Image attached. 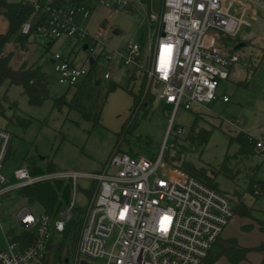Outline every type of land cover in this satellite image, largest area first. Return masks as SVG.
Masks as SVG:
<instances>
[{"label": "rangeland", "instance_id": "rangeland-1", "mask_svg": "<svg viewBox=\"0 0 264 264\" xmlns=\"http://www.w3.org/2000/svg\"><path fill=\"white\" fill-rule=\"evenodd\" d=\"M5 1L45 6L50 0ZM128 1L129 5L124 7L116 0H87L80 7L90 13L89 18L83 19L81 12L75 18L76 25L87 33V39L53 38L44 33L31 38L27 53L17 52L14 56L15 68L26 62L46 75L51 98L65 96L68 100L75 88L59 83V72L51 61L59 54L69 57L74 67L89 71L92 58L106 99L101 124L94 125L76 112L53 109L51 101L39 107L31 106L19 87L0 85V127L7 128L13 135L11 155L4 170L8 180L6 186L16 183L13 175L20 167H26L30 173L35 169L44 174L51 169L98 173L105 169L116 149L154 160L168 143L169 146L175 144L171 154L182 152L187 162L215 173L217 188L232 199L235 193L247 188L251 172L256 180L264 181V154L258 152L251 160H246L247 172L244 168L232 175L224 170L227 159L229 167L235 170L240 144L232 141L234 136L240 132L247 137L264 136V0H223L226 9L232 3L230 12L248 24L235 35L240 44L246 42L237 49L241 61L232 68L230 79L220 83L217 92L220 97L228 96L230 102L224 103L221 99L209 105L191 102L175 115L172 106L158 99L148 109L143 107L134 112V94H139L143 86L140 79L131 77L134 67L124 64V50L131 43L137 44L139 63L149 66L150 47L157 27L150 14H161L163 0ZM66 2V7L71 6V0ZM113 7L118 10L114 11ZM7 29L8 23L0 15V33ZM107 54L113 57L110 61ZM106 73L110 74L109 79L104 78ZM111 85L117 88L108 92ZM95 188L94 181L79 179L78 188L75 192L72 190L71 195V200L74 197L76 201L73 217L64 233H52L55 249L49 252L50 259L43 264H73L75 252L68 250L71 238L67 235L75 222L83 218L82 211L88 207L90 192L94 193ZM20 190L12 188L0 193V247L4 249L10 242L7 236H22L16 222L22 209L28 208L36 217L46 214L39 203L31 202ZM244 201L253 206L252 217L236 215L232 218L222 235L224 239H235L237 250L231 256L224 254L216 264H264V232L259 230L257 223L264 222V194L254 200L246 194ZM66 210L67 205L63 204L59 213ZM65 258L69 259L68 263L64 262Z\"/></svg>", "mask_w": 264, "mask_h": 264}, {"label": "built area", "instance_id": "built-area-1", "mask_svg": "<svg viewBox=\"0 0 264 264\" xmlns=\"http://www.w3.org/2000/svg\"><path fill=\"white\" fill-rule=\"evenodd\" d=\"M116 3L129 5L128 0ZM80 6H55L47 11L35 4V17L24 24L22 32L29 34L36 27L40 35L83 41L88 35L76 25L75 18L81 12L87 19L90 13ZM232 8L230 3L226 9L223 0H163L161 14L150 15L157 27L149 66L139 63L137 44L131 43L124 50V64L134 67L132 74L147 78L148 87L158 100L173 107L174 115L191 102L209 105L219 99L229 101L226 95L218 96V88L230 79V70L241 57L224 51L222 38L235 37L248 25L230 12ZM106 58L110 61L113 57L107 54ZM53 61L59 83L69 88H76L88 74L83 67H74L69 57L56 54ZM104 77L109 79L110 74ZM12 139V133L0 127V193L55 179L71 180L75 192L79 179L95 182L73 264H209L211 250L235 216L233 202L225 193L164 160L166 145L154 160L116 149L98 173L35 176L20 167L14 171L16 183L6 186L4 170ZM249 140L264 151V136ZM75 208L73 197L67 210L57 217H36L28 208L22 209L16 218L22 236H7L10 242L6 249L0 247V264H43L52 233L66 231Z\"/></svg>", "mask_w": 264, "mask_h": 264}, {"label": "trees", "instance_id": "trees-1", "mask_svg": "<svg viewBox=\"0 0 264 264\" xmlns=\"http://www.w3.org/2000/svg\"><path fill=\"white\" fill-rule=\"evenodd\" d=\"M86 2L87 0H71L70 4L75 6L76 4L81 5ZM66 5H68L66 0H55L48 3V5H45L44 9L50 11L51 7H66ZM0 15L3 16L8 23L7 31L5 33H0V85L6 84L8 87H19L23 91V94L27 97L31 106L39 107L44 105L47 101H51L53 109L62 111L65 108L69 112L78 113L83 120L91 124H101L102 108L106 96L102 91V80L95 67V61L92 64L91 70L88 71L85 79L82 80V82L75 88L74 93L69 100L66 99L65 96L53 99L50 96L48 79L39 68L32 65L28 66L26 62L22 63L18 68H15L12 63L17 52L27 53L29 51L27 46L28 44L30 45L32 37L40 36L36 27L32 28L29 34H24L22 32L24 24L35 17L34 5L30 2L24 4L23 2H7L5 0H0ZM44 17L45 15H42L40 19L41 22L44 21ZM240 42L241 41L236 37H223L222 48L231 55L237 53L236 47L240 44ZM231 71L232 68L230 73ZM131 77L132 79H140L143 86L139 94H134V112L143 107L148 109L154 100L157 99L154 90L150 86L148 87V80L146 77H142V75L136 73L131 74ZM116 88V85H111L107 88V91L110 92ZM198 117H200V114H198ZM130 126L127 127V131L130 130ZM207 135L208 133L204 136V141ZM233 140H236L240 144V151L235 156V170H232L230 168L231 166L229 167L230 160L228 159L224 163V170L225 172L235 175L233 172L236 170L241 171L245 168V171L247 172L245 165L247 162L246 160H251L257 152L264 154V151L259 150L255 141H250L249 137L245 136L243 132L234 136L232 141ZM174 146L175 144H172L171 146H169V143L166 144V148L164 150V160L167 163L186 171L206 185L220 191L215 183V176L213 175L215 173L206 168H197L192 163L187 162L182 152L177 151L175 155L171 154V150ZM11 151L12 143L9 149L7 161L11 155ZM52 170L53 169H51L49 173L55 172ZM31 174L38 176L43 175L44 172L42 170L35 169ZM249 176V182L244 191L235 193V197L233 199L226 194L233 202L235 216L238 215L245 218L252 217L251 215L254 211L253 206L244 201V197L246 194H249L254 200L264 194V181L256 180L255 175L252 172ZM72 190L73 184L71 180L55 179L42 181L34 185L24 187L20 191L21 194L31 202L39 203L44 208L46 214L57 217L61 206L63 204L68 205L70 203ZM92 191L90 192V198L93 195ZM82 213L84 217L85 210H83ZM82 222L83 218L80 221L75 222L74 227L67 235L71 238V245L70 248H68L70 251H76V247L80 239ZM257 223L259 230L264 232V222L258 221ZM29 237H31L29 239L32 240V235H29ZM62 248L64 249V247ZM236 248L237 241L235 239L217 242L209 254L208 263L216 264V261L224 254L228 256H231L232 253L235 254L237 250ZM54 249L55 244L52 237L48 253L44 261H48L50 259L49 252ZM241 257H243V255ZM67 261L68 258H65L64 262Z\"/></svg>", "mask_w": 264, "mask_h": 264}, {"label": "water", "instance_id": "water-1", "mask_svg": "<svg viewBox=\"0 0 264 264\" xmlns=\"http://www.w3.org/2000/svg\"><path fill=\"white\" fill-rule=\"evenodd\" d=\"M243 46H245V43H241V44H239L237 47H236V49H239V48H241V47H243ZM85 49H87V46H85ZM51 63L52 64H54V61L52 60L51 61ZM90 63H91V65L94 63V59H90ZM99 83H100V81H99Z\"/></svg>", "mask_w": 264, "mask_h": 264}, {"label": "crops", "instance_id": "crops-1", "mask_svg": "<svg viewBox=\"0 0 264 264\" xmlns=\"http://www.w3.org/2000/svg\"><path fill=\"white\" fill-rule=\"evenodd\" d=\"M146 2H147V1H146ZM150 15H152V14H150ZM83 19H85V18L83 17ZM239 40H240V39H239ZM244 43H246V42H244ZM249 44H251V43H249ZM246 45H247V44H246ZM235 66H236V65H235ZM235 66H234V67H235ZM234 67H233V68H234ZM222 102H223V101H222ZM228 102H230V100H229ZM228 102H224V103H228ZM226 240H228V239H224V238H223V235H222L218 242H222V241H226Z\"/></svg>", "mask_w": 264, "mask_h": 264}]
</instances>
